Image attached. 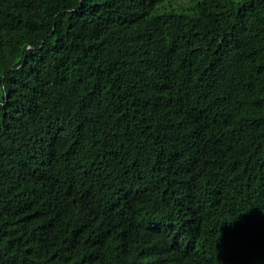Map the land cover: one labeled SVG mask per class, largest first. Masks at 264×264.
Masks as SVG:
<instances>
[{
	"label": "trees",
	"instance_id": "1",
	"mask_svg": "<svg viewBox=\"0 0 264 264\" xmlns=\"http://www.w3.org/2000/svg\"><path fill=\"white\" fill-rule=\"evenodd\" d=\"M0 264H264V0H0Z\"/></svg>",
	"mask_w": 264,
	"mask_h": 264
},
{
	"label": "rangeland",
	"instance_id": "2",
	"mask_svg": "<svg viewBox=\"0 0 264 264\" xmlns=\"http://www.w3.org/2000/svg\"><path fill=\"white\" fill-rule=\"evenodd\" d=\"M239 0H233V2H238Z\"/></svg>",
	"mask_w": 264,
	"mask_h": 264
}]
</instances>
